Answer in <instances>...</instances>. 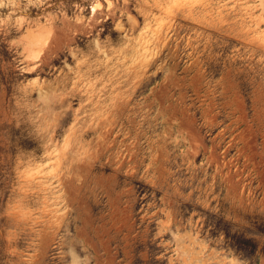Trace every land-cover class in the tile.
<instances>
[{
	"label": "rangeland",
	"instance_id": "obj_1",
	"mask_svg": "<svg viewBox=\"0 0 264 264\" xmlns=\"http://www.w3.org/2000/svg\"><path fill=\"white\" fill-rule=\"evenodd\" d=\"M0 264H264V0H0Z\"/></svg>",
	"mask_w": 264,
	"mask_h": 264
}]
</instances>
